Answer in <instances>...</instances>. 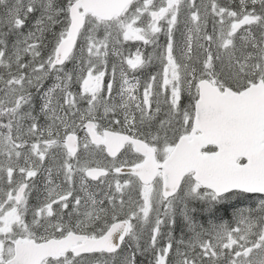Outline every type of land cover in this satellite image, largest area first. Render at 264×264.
Returning <instances> with one entry per match:
<instances>
[{
	"label": "snow or ice",
	"instance_id": "obj_1",
	"mask_svg": "<svg viewBox=\"0 0 264 264\" xmlns=\"http://www.w3.org/2000/svg\"><path fill=\"white\" fill-rule=\"evenodd\" d=\"M0 264H264V0H0Z\"/></svg>",
	"mask_w": 264,
	"mask_h": 264
}]
</instances>
